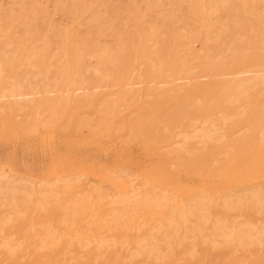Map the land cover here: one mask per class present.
<instances>
[{"label":"rangeland","instance_id":"374dc122","mask_svg":"<svg viewBox=\"0 0 264 264\" xmlns=\"http://www.w3.org/2000/svg\"><path fill=\"white\" fill-rule=\"evenodd\" d=\"M90 1V10L73 17L70 0H0V16L13 15L8 24V33L1 38V47L6 42L15 43L21 37L23 40L28 38L31 52L27 55H30L32 51L44 47L40 42L31 44L33 34L39 38L70 30L76 36L70 46L79 48V41L93 39L99 27H107L102 35L96 37L100 53L103 47L118 48L122 34L128 31L136 38L129 51V61L134 78H137L142 69L157 65L155 50H161L167 43L172 48L177 40L176 35L180 34L183 37L175 51L180 52L182 57L180 74L188 78L178 81L168 78L165 85H130L129 79L120 77L119 70H112L109 76L101 80L93 71L98 67L97 57L87 56L82 62L83 69L88 70L85 75L98 80L99 89L91 85L58 108L47 107L46 104L41 109L34 108V105L15 109L7 101H3L6 105L0 102L3 104L0 105V176L27 188L59 179L61 185L68 182L74 186L69 191L65 189L61 194L63 198L81 190L96 189L105 197L104 203L113 196H120V179L132 181L139 190L164 195L168 199L167 204L200 191L218 197L245 188H264V84L250 92L246 101L232 108L235 116L223 126L222 136L214 143L206 147L191 143L181 150L174 148L175 135L189 123V117L216 118L219 115L225 105L220 94L231 78L232 70L243 65H264V48H258L260 36L251 33L252 27H264V5L254 7L256 16L244 14L243 25L231 27L233 24L229 23V32L222 31L218 41H207L204 32L198 41L193 35L194 31L212 24L214 33H210V38H213L221 32L223 18L234 17L233 7L200 18L194 16L184 0ZM31 5H34L32 13L27 10ZM135 10L141 15L139 21L136 20ZM169 15L172 16L171 20L164 21L163 18ZM93 16L100 18L99 26L92 22ZM140 27L147 30L156 27L159 30L152 40L146 41L138 34L137 28ZM64 40L66 38L59 37L49 47L45 44L47 51L44 57L47 58L44 62H49L45 65L54 62L47 60L50 56L63 61L64 52L58 48H63ZM228 45L238 51L228 52ZM209 46L213 47L212 55L217 56L215 75L188 82L189 76L200 71L190 69L205 60ZM8 52L11 55L10 50ZM14 61L19 62L17 58ZM227 66L232 68L227 70ZM114 77L116 79L113 80ZM183 81L187 83L182 84ZM63 90L54 93L58 96L54 95L53 101L63 99ZM32 115H36L35 118ZM37 116L41 118L37 119ZM77 182L79 187L78 184L74 185ZM60 202L55 201L42 213L31 210L30 214L25 213L22 217L24 227L30 222H52ZM211 213L218 214L214 206ZM261 216L264 214L258 216L256 221H264ZM121 227L119 223L117 229ZM15 228L16 224L12 228L10 226L12 232ZM121 232L117 238L121 242L134 239V231ZM109 243L102 257L90 264H122L126 251L113 241ZM195 243V251L193 249L194 253L192 251L190 255L188 250L192 249L191 243L186 250L178 241L175 242L173 251L160 263L264 264V245L237 252L222 244L214 246L201 239ZM79 257H83L79 264H88L83 249ZM132 263L144 264L138 261Z\"/></svg>","mask_w":264,"mask_h":264},{"label":"bare ground","instance_id":"6f19581e","mask_svg":"<svg viewBox=\"0 0 264 264\" xmlns=\"http://www.w3.org/2000/svg\"><path fill=\"white\" fill-rule=\"evenodd\" d=\"M184 2L188 4L194 16L200 18L216 14L229 7H233L235 11L234 17L223 18L221 32L218 31L220 33L213 38H210V33L214 27L212 24L203 30L194 31L193 35L198 41L203 32L207 41H218L222 31L229 32V23L233 24L231 27L243 25L242 16L244 14L256 16L254 7L259 4L264 5V0H184ZM70 6L74 17L90 10L91 1L70 0ZM33 8L34 5L27 9L28 12L32 13ZM135 14L136 20L139 21L141 15L138 10H135ZM11 16L13 15L0 16V23H2L0 25V102H9L12 108L24 109L34 105V108L41 109L46 104L47 107L58 108L70 97L76 96L79 91L91 85L98 88V80L85 75L88 70L83 69L82 62L87 56L97 57L98 67L93 71L101 80L109 76L112 70H119L120 77L129 79L130 85L142 83L165 85L168 78L173 81L188 78L180 74L182 57L180 52L175 51L176 47L180 45L181 37H183L180 34L176 35L175 40H177L174 41L172 48L171 44L167 43L161 50H155L158 60L155 67L142 69V73L140 72L137 78H134L133 67L129 61V56H131L129 51L136 38L133 34L130 35L128 31L122 34L123 37L118 48L103 47L100 49V53L98 52V38L96 37L102 35L107 27H99L93 34L95 35L93 39L79 41L81 44L79 48L70 46L74 40L73 37H76L70 30L64 33L47 34L39 38L33 34L30 39L31 44L40 42L44 44V47L27 55L31 52L28 38L23 40L21 37L18 42H6L1 47V38L8 33ZM171 18L172 16L169 15L163 19L170 21ZM99 21L100 18L93 16L92 22L96 23L97 26H99ZM137 29L139 36L146 41L152 40V37L159 30L156 27H151L150 30L142 27ZM251 33L253 36H260L258 48H264V27L260 29L252 27ZM59 37L66 38V41L63 42V48L61 46L58 48L64 52L63 61L50 56L47 60H54V62L45 65V63H49L44 62L47 58L44 57L45 48L52 45L55 39ZM232 40L234 41L235 38ZM212 48L211 46L208 47L204 61L196 63L190 69L193 72L194 70L200 71L198 73L192 72L188 82L215 75L217 56L212 55ZM226 49L231 53L238 51L237 48H231L230 45ZM9 50L11 55H9ZM15 58L19 62H13ZM14 63L18 64L14 66ZM227 67V70L232 68L231 66ZM230 74L231 78L220 94L225 105L219 115L216 118L211 116L203 118L199 115L189 117V123L182 126L175 135L174 148L176 150L184 149L191 143L201 147L214 143L222 136L223 126L235 116L232 108L246 101L250 92L264 84V65L258 63L240 66L232 70ZM114 79L116 78L114 77ZM185 83L187 81L182 82V84ZM63 88L65 92L62 95L63 99L53 101V96L57 95L54 93H60ZM124 91L123 93H125ZM127 93L129 95L126 89ZM126 94H124L125 97ZM84 97L87 96L84 95ZM57 108L55 113L58 112ZM36 118L41 117L37 116ZM61 183L58 179L37 187L34 185L27 188L16 181L0 176V264H79L83 258L79 257L81 249L84 250V258L88 264L95 263L102 257L105 248L110 245L109 241H113V244L126 251L122 264H133L134 261L144 264H161L160 262L165 260L173 251L174 243L177 241L186 250L189 244H192V249L188 250L190 255L194 245H196L195 242L199 239L204 242L209 241L214 246L222 244L237 252H246L264 245V221H256V218L264 214V188L259 186L245 188L234 193L226 192L218 197L200 191L190 197L180 198L171 204H167L168 199L164 195L154 191L139 190L133 186L132 181L124 179L118 181L120 196L111 197L107 203H104L105 197L101 191L89 188H87L89 190H81V192L73 190L74 194H69L68 197L63 198L64 196L61 194L74 186L68 182L62 185ZM77 184L78 182L74 185ZM78 191H80L79 188ZM55 201L61 202L58 205V210L56 209L57 214L52 222L48 221L47 224L30 222L24 227L25 221L22 217L25 216V213L30 210L42 213L48 210ZM213 206L218 211L217 215L211 213ZM119 223L123 227L117 229ZM15 224L16 228L12 232L10 226L12 228ZM125 230H131L135 233L131 242H121L117 239L120 233L122 234L121 231ZM113 256L115 257V255ZM110 264H115V262Z\"/></svg>","mask_w":264,"mask_h":264}]
</instances>
